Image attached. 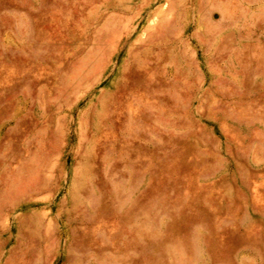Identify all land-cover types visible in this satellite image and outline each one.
<instances>
[{"label":"rangeland","instance_id":"374dc122","mask_svg":"<svg viewBox=\"0 0 264 264\" xmlns=\"http://www.w3.org/2000/svg\"><path fill=\"white\" fill-rule=\"evenodd\" d=\"M0 264H264V0H0Z\"/></svg>","mask_w":264,"mask_h":264}]
</instances>
